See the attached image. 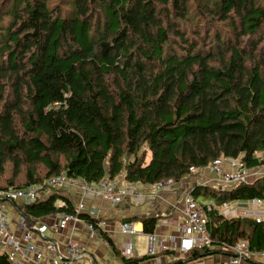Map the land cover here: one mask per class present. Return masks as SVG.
Instances as JSON below:
<instances>
[{
    "label": "trees",
    "instance_id": "16d2710c",
    "mask_svg": "<svg viewBox=\"0 0 264 264\" xmlns=\"http://www.w3.org/2000/svg\"><path fill=\"white\" fill-rule=\"evenodd\" d=\"M260 151L264 0H0V191L62 173L178 184L219 157L262 165ZM192 194L215 200L213 244L158 256L185 264L241 240L264 250V221L218 212L225 201L264 198V174ZM16 207L27 218L75 212L61 193ZM125 219L147 233L158 217ZM104 236L123 264H159ZM0 264L12 263L0 252Z\"/></svg>",
    "mask_w": 264,
    "mask_h": 264
},
{
    "label": "built area",
    "instance_id": "2783aa9c",
    "mask_svg": "<svg viewBox=\"0 0 264 264\" xmlns=\"http://www.w3.org/2000/svg\"><path fill=\"white\" fill-rule=\"evenodd\" d=\"M256 155L264 160V151ZM262 165L246 167L238 158H216L205 166L189 168L190 175L197 178L194 184L182 194V216L177 225L175 234H160L155 230L144 233L148 238L147 255L154 257L157 263H163L158 256L160 252L174 250L187 253L196 247L211 246L213 240L209 231L208 211L214 207L212 202L203 203L192 194L195 185H210L221 191L233 188L243 183H249L261 176ZM212 173L214 178L206 179L199 174ZM188 179V178H187ZM148 184L127 181L124 178L112 179L105 177L100 182H88L80 177H70L65 173L47 179L44 184H32L25 188H12L0 191V252L5 254L12 264H79V260L88 255V247L74 236L66 239L55 238L52 234L63 233L70 228V223L83 222L91 236L97 237L103 243H108L104 233L110 229V218L106 215L87 212L86 199H101L107 201L112 207L125 203L128 199L134 203H144L149 195ZM177 183L173 179L166 182L158 181L153 186L156 191H174ZM73 191V192H71ZM54 193L79 196L75 202V212L57 211L48 222L39 218H27L17 211L16 205L31 204L43 200ZM12 204V210L9 208ZM264 198H255L250 201H225L219 213L230 219L244 216L255 218L257 222L264 221ZM87 212L96 221L83 220L79 213ZM15 215L17 216L15 218ZM22 231L17 235L11 229V223ZM163 223L166 220H162ZM118 228L126 237L120 245L121 254L136 257V244L134 237L141 233L136 227V222L125 218L120 219ZM74 229V228H73ZM219 260L211 264H244L254 256L264 260V250H252L247 241L236 243L222 242ZM172 258V256L170 255ZM264 264V262H263Z\"/></svg>",
    "mask_w": 264,
    "mask_h": 264
},
{
    "label": "crops",
    "instance_id": "0c3cea01",
    "mask_svg": "<svg viewBox=\"0 0 264 264\" xmlns=\"http://www.w3.org/2000/svg\"><path fill=\"white\" fill-rule=\"evenodd\" d=\"M262 166L264 167V164H262ZM262 171H264V169H262ZM193 176L197 175H189L187 177L188 179L185 178V180L178 183L174 191L170 192L156 191L153 185H146L147 190H149V195L146 197L144 203H134L128 199L125 203L116 207H112L107 201L101 199H92L91 197H88L86 199L87 212H94L98 213V215L103 216L106 215L108 218H110V229H112V231L108 232V235L110 236V238H112L115 247L119 251L120 245L126 238L120 233L118 228L117 222L122 218H144L151 216L158 217L157 224L155 225L154 230L160 234H175L177 225L180 222L182 216V194L188 187L187 185L194 184V181L197 178H194ZM198 176L203 177V179L214 178V175L212 173H203L199 174ZM66 196L70 197L74 201V204L76 202L75 198L79 199V196H71L70 194ZM16 217L17 216L15 215V218ZM52 218H54V216L48 215L40 218V220L42 222H48ZM162 220H166V222L163 223ZM136 227L139 231H141V233H138L136 236L145 235L143 231V223L141 221L136 222ZM11 229L15 231L17 235H20L22 232L14 222L11 223ZM52 235L55 238L63 240L69 236H74L87 245L88 255L81 258L79 260V264H110L111 262H114L115 264H123L120 257L113 251L111 245L103 243L97 237L91 236L87 229L84 227L83 222L70 223V228L66 229L62 234L57 233ZM135 256L139 258L144 256V254L139 256L137 254V251L135 250ZM159 257L161 258V260H163L164 264H169V262L172 260L170 255L161 254ZM219 258L220 254H215L213 256L203 257L198 261H189L185 264H211L212 262L219 260ZM149 261L156 262L154 258L150 259ZM263 262L264 260L261 257L254 256L244 264H263Z\"/></svg>",
    "mask_w": 264,
    "mask_h": 264
},
{
    "label": "rangeland",
    "instance_id": "374dc122",
    "mask_svg": "<svg viewBox=\"0 0 264 264\" xmlns=\"http://www.w3.org/2000/svg\"><path fill=\"white\" fill-rule=\"evenodd\" d=\"M264 169V167H262ZM264 171L261 172L263 174ZM197 200L203 203L207 202H215V200L210 196V195H199L197 197ZM9 208L12 210V204L10 203ZM134 242L136 244V251L137 254L140 255H145L147 253V243H148V238L145 235H138L135 237ZM115 261V260H114ZM112 264H115L114 262H111ZM110 263V264H111Z\"/></svg>",
    "mask_w": 264,
    "mask_h": 264
},
{
    "label": "bare ground",
    "instance_id": "6f19581e",
    "mask_svg": "<svg viewBox=\"0 0 264 264\" xmlns=\"http://www.w3.org/2000/svg\"><path fill=\"white\" fill-rule=\"evenodd\" d=\"M169 251V250H168ZM162 253V252H161Z\"/></svg>",
    "mask_w": 264,
    "mask_h": 264
}]
</instances>
